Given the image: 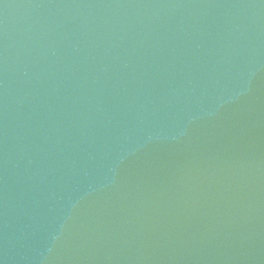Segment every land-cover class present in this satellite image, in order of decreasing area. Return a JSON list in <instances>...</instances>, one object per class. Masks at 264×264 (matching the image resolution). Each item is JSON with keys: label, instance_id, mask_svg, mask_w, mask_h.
Instances as JSON below:
<instances>
[{"label": "water", "instance_id": "1", "mask_svg": "<svg viewBox=\"0 0 264 264\" xmlns=\"http://www.w3.org/2000/svg\"><path fill=\"white\" fill-rule=\"evenodd\" d=\"M0 264H264V0H0Z\"/></svg>", "mask_w": 264, "mask_h": 264}]
</instances>
